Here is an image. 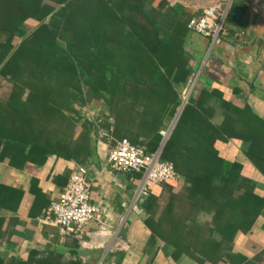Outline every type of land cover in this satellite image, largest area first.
Returning <instances> with one entry per match:
<instances>
[{
    "label": "trees",
    "instance_id": "1",
    "mask_svg": "<svg viewBox=\"0 0 264 264\" xmlns=\"http://www.w3.org/2000/svg\"><path fill=\"white\" fill-rule=\"evenodd\" d=\"M201 15L167 0H0L9 50L0 65V161L16 167L56 157L82 167L94 128L81 119L87 104L106 110L101 125L114 144L157 152L192 75L188 23ZM212 97L222 101L219 125ZM231 142L240 143L246 163L221 156L218 146ZM161 159L187 186L167 188L163 205L153 194L145 200L152 244L161 241L174 262L264 264V250L236 249L264 215V193L244 174L249 164L264 177V120L203 90L188 100ZM34 257L22 264H80Z\"/></svg>",
    "mask_w": 264,
    "mask_h": 264
},
{
    "label": "crops",
    "instance_id": "2",
    "mask_svg": "<svg viewBox=\"0 0 264 264\" xmlns=\"http://www.w3.org/2000/svg\"><path fill=\"white\" fill-rule=\"evenodd\" d=\"M167 1L182 5L191 14H202L215 2ZM260 5L259 0H237L227 36L213 48L207 39L188 33L184 47L193 63L185 88L192 81L193 102L203 90L216 91L224 101L239 109L248 107L264 120V26L258 15ZM5 41L6 36L0 33V65L9 53ZM221 102L212 97L209 103L215 110L213 122L218 125L224 119ZM106 113L103 106L95 104L80 109L82 121L94 126L82 167L87 170L91 203L99 208L95 220L81 233L70 230L63 234L42 223L48 206L77 168L75 162L50 157L43 165L26 162L12 167L8 161H0V263L22 264L35 253V260L58 254L64 262L80 264H197L186 256L174 262L161 241L152 244L145 201L133 202L140 176L117 173L108 166V154L116 143L101 125L106 122ZM218 150L228 161L247 162L240 143L219 145ZM244 174L257 183L258 192L264 193V177L258 171L248 164ZM185 186L181 180L175 185L152 186L151 191L161 197L163 205L167 188L179 193ZM200 220L209 223L212 215L203 214ZM243 241L245 246L240 248ZM236 249L250 255L264 250V215L251 234L240 238Z\"/></svg>",
    "mask_w": 264,
    "mask_h": 264
},
{
    "label": "built area",
    "instance_id": "3",
    "mask_svg": "<svg viewBox=\"0 0 264 264\" xmlns=\"http://www.w3.org/2000/svg\"><path fill=\"white\" fill-rule=\"evenodd\" d=\"M237 0H215L201 16L194 17L188 23V31L207 39L211 48L218 46L227 36L226 22ZM193 83L182 93V105L170 125L160 132L163 138L160 149L152 154L142 147L122 140L110 150L108 166L117 173H134L140 176L133 202L141 203L152 195V186L175 185L182 179L176 173L172 163L164 162L161 154L169 140L180 114L192 93ZM87 170L79 167L72 172L67 185L48 208L42 223L55 227L66 234L70 230L83 232L99 214V208L91 203V193L87 183Z\"/></svg>",
    "mask_w": 264,
    "mask_h": 264
},
{
    "label": "rangeland",
    "instance_id": "4",
    "mask_svg": "<svg viewBox=\"0 0 264 264\" xmlns=\"http://www.w3.org/2000/svg\"><path fill=\"white\" fill-rule=\"evenodd\" d=\"M261 5H260V12H258V15H260V19L261 21H263V26H264V0H259ZM192 84V81L190 82ZM189 83V84H190ZM240 160L244 161L243 158H241ZM245 241L242 242V244L240 245V248H243L245 246Z\"/></svg>",
    "mask_w": 264,
    "mask_h": 264
}]
</instances>
